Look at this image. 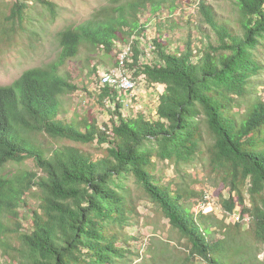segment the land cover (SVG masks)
<instances>
[{
  "label": "trees",
  "instance_id": "1",
  "mask_svg": "<svg viewBox=\"0 0 264 264\" xmlns=\"http://www.w3.org/2000/svg\"><path fill=\"white\" fill-rule=\"evenodd\" d=\"M178 1L110 0L93 21L58 32L55 63L25 70L0 86V250L5 264H131L134 256L142 257L128 241L135 239L124 232L136 213L117 190V181L126 176L135 178L184 241L168 239L161 250L148 247L151 264L178 252V244L183 257L174 264H196V258L201 264L258 262L254 251L264 245V101L255 96L242 112L237 100L252 95V77L261 69L253 50L264 39V0H226L227 7L219 9L198 0L196 31L203 48L189 39L172 50L159 32L151 40L156 60L141 63L138 40L132 39L146 33L140 14L149 12L159 20L166 10L171 16ZM11 3L7 15L0 13V38H9L16 23L22 26L24 10L31 8L28 0ZM117 43L132 45L131 58L117 65L134 70L150 86H164L157 119L128 118L116 92L123 90L100 84L99 103L108 99L114 109L109 127L59 119V98L76 90L60 74L61 67L82 47L114 55ZM91 71L96 74L95 68ZM93 143L106 145L101 155L85 148ZM201 154L221 190L228 188L229 198L220 195L225 212L241 207L239 221L225 224L195 214L188 205L193 193L173 190L153 174L156 161L179 169ZM29 160L35 170H10ZM28 198L36 208L28 206ZM21 207L28 208L26 215Z\"/></svg>",
  "mask_w": 264,
  "mask_h": 264
},
{
  "label": "rangeland",
  "instance_id": "2",
  "mask_svg": "<svg viewBox=\"0 0 264 264\" xmlns=\"http://www.w3.org/2000/svg\"><path fill=\"white\" fill-rule=\"evenodd\" d=\"M43 1L46 3L35 2L32 5L31 0H28V5L31 8L24 10L26 20L23 21L22 26L16 23L9 38L5 36L0 38V86L10 85L25 70L55 63L60 51L57 41L58 32L67 27H76L82 23L93 21V14L110 3V0ZM209 1L216 4L218 9L228 5L226 0ZM50 5L54 6L55 17H52ZM176 5L177 10L171 16L166 10H161L159 20L150 17L149 12L140 14L139 21L145 25L146 33L143 38L134 37L132 39L138 40L137 48L140 50L141 63L156 60V54L152 52L151 40L159 32L162 33L163 39L169 41L172 50L176 47H184L185 41L189 39L196 48H203L200 42L202 36L196 31V26L199 24L198 0H179ZM11 6V0H0V13L7 15ZM156 24L158 25L156 26ZM131 48V44L117 43L113 52L114 55H108L101 50L96 49L95 52H90L88 48L82 47L76 58L67 61L64 67H61L60 74L70 78V82L76 87V90L59 98L61 110L58 118L68 122H76L78 125L84 121H94L98 127L105 125L109 127L110 121L114 119L113 105L108 99L100 104L98 96L100 76L105 73H112L123 74L132 78L136 83L135 90L131 93L116 90L119 102L122 104V113L128 118L142 114L149 120H156L158 98L164 92V86H150L143 76L135 75L134 70L128 67L123 68L120 66L121 64L117 65L127 50L131 58ZM253 54L261 69L256 76L252 77L250 87L252 95H249L247 99L237 100L238 103H241L240 110L242 112L249 103V99L257 96L264 101V39L255 47ZM94 68L96 74H92L91 70ZM47 143L43 142L45 145ZM64 144L69 143L64 142ZM105 146L100 147L93 143L85 148L96 157L101 155V148ZM155 164L153 174L160 179V182L171 184L173 190L181 188L188 194L193 193L194 196L189 197L188 205H191L195 214L202 212L212 215L216 220H222L225 224L239 221L241 207L238 204L232 214L226 213L222 208L220 195L226 199L229 198L228 188L221 190L222 183L217 182L215 175L209 173L207 160L202 154L198 155L190 164L180 165L179 169H175L167 161H156ZM12 168L20 171L35 170L30 160L20 166H11L10 170ZM117 185V190L128 198V201L131 200L130 205L136 210L124 232L130 238L135 239V241L128 239L133 246L132 250L135 253L143 254V256H134L131 264H151L148 247L161 250V242L168 239L180 241V239L175 232L171 231L168 220L158 213L156 206L150 201L135 178L126 176L119 179ZM26 200L28 206L36 208L35 200L30 198ZM246 202L248 203V200ZM27 209L21 207L19 212L26 215ZM248 221L245 218L243 222L247 224ZM22 223L29 226L24 219ZM244 227L246 228L247 225ZM180 242L182 245L184 244V241L181 240ZM182 245H177L178 252L172 251L164 254V257L158 258L155 264H174L176 260H180L183 257ZM170 246L174 248L173 243ZM254 254L258 259L256 264H259V261H263L262 264H264V245L259 246ZM4 260L0 250V264H5ZM195 260L196 264H201L200 259L196 258Z\"/></svg>",
  "mask_w": 264,
  "mask_h": 264
},
{
  "label": "bare ground",
  "instance_id": "3",
  "mask_svg": "<svg viewBox=\"0 0 264 264\" xmlns=\"http://www.w3.org/2000/svg\"><path fill=\"white\" fill-rule=\"evenodd\" d=\"M130 52V50H129ZM129 53L128 50L124 52V54L121 56L120 60L123 62L127 57ZM130 82L132 83L131 87H129ZM100 85L106 86V85H113L119 90H123L124 92L131 93L135 90L136 83L133 81L132 78H129L127 76H124L123 74H112V73H105L100 77Z\"/></svg>",
  "mask_w": 264,
  "mask_h": 264
},
{
  "label": "built area",
  "instance_id": "4",
  "mask_svg": "<svg viewBox=\"0 0 264 264\" xmlns=\"http://www.w3.org/2000/svg\"><path fill=\"white\" fill-rule=\"evenodd\" d=\"M131 85H132V83L130 82V84H129V87H128V88H130V87H131Z\"/></svg>",
  "mask_w": 264,
  "mask_h": 264
}]
</instances>
